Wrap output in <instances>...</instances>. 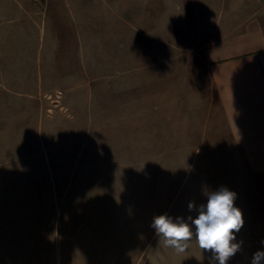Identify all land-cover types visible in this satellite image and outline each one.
<instances>
[{
	"label": "rangeland",
	"instance_id": "1",
	"mask_svg": "<svg viewBox=\"0 0 264 264\" xmlns=\"http://www.w3.org/2000/svg\"><path fill=\"white\" fill-rule=\"evenodd\" d=\"M236 2L0 0V264H210L151 224L190 223L220 187L244 221L228 264L264 251V176L212 110L202 57Z\"/></svg>",
	"mask_w": 264,
	"mask_h": 264
},
{
	"label": "crops",
	"instance_id": "2",
	"mask_svg": "<svg viewBox=\"0 0 264 264\" xmlns=\"http://www.w3.org/2000/svg\"><path fill=\"white\" fill-rule=\"evenodd\" d=\"M234 4L246 12L206 34L202 57L215 101L212 110L247 167L264 176V0Z\"/></svg>",
	"mask_w": 264,
	"mask_h": 264
},
{
	"label": "clouds",
	"instance_id": "3",
	"mask_svg": "<svg viewBox=\"0 0 264 264\" xmlns=\"http://www.w3.org/2000/svg\"><path fill=\"white\" fill-rule=\"evenodd\" d=\"M206 200L199 206L189 202V211H197L195 218L189 216L190 223L181 218L175 221L167 214L156 216L151 224L163 244L177 253H184L195 239L201 254L210 253V264H228L229 259L241 250L242 241L236 234L243 226L242 213L234 205L236 193L226 187L217 190L204 189ZM250 264H264V251L257 250Z\"/></svg>",
	"mask_w": 264,
	"mask_h": 264
}]
</instances>
